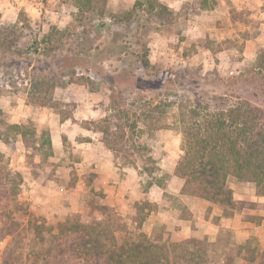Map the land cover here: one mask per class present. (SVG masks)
Here are the masks:
<instances>
[{
	"label": "rangeland",
	"instance_id": "1",
	"mask_svg": "<svg viewBox=\"0 0 264 264\" xmlns=\"http://www.w3.org/2000/svg\"><path fill=\"white\" fill-rule=\"evenodd\" d=\"M63 1L76 4V0ZM140 1L146 5L135 2L132 7L123 9H112L106 5L104 15H101V3H97L94 9L86 8L83 13L79 7L63 8L68 10L66 13L72 14L68 22L64 17L55 18L44 11L36 21L24 11L19 21H0V91L7 92L3 95L17 98V102L27 94L26 99L35 112L50 108L62 120L68 118L71 126L99 132V137L121 163L136 169L142 189L146 191L154 181L165 182L171 172H175L176 165L174 167L171 157L180 153L176 158L178 162L184 152L182 119H190L192 110L212 115L220 108L245 101L264 108V73L255 67L260 48L254 49L251 54L243 40L258 32L255 25L247 31L237 25L232 35L210 32L209 29L206 34L201 32L200 36L195 32H183L187 28L190 12L202 14L203 9L215 7L218 0H196L177 11L169 8L163 12L157 7L150 14L146 11L147 0ZM58 5L59 2L52 1L49 10L57 9ZM234 17L239 21L247 19L243 13H235ZM224 26L221 23L216 25L217 28ZM46 35L53 36V41L44 42ZM118 37H123L118 42L121 52L108 56L100 66L105 79L94 73V82H89L85 78V68H78L77 73H73L54 66L56 59L65 55L85 58L86 52L82 48L89 43L93 45L91 54L95 55L96 46L104 49L110 40ZM147 48L148 64L143 56ZM132 61H137L138 65L131 64ZM124 70L133 71L134 75H125ZM33 77H44L54 83L55 87L47 94V105H42L36 98L37 102H29L28 92ZM62 79L73 82L67 83L63 89L57 88ZM34 116L22 122L27 131L23 137L19 132L7 129V116L0 108V165L23 176L17 200L30 213L25 220L23 239L12 240L11 235L0 239V264L7 254L9 243L11 248L8 252L12 250L19 260L18 264L33 263L35 257L27 251L37 246L38 241L35 240L34 228L31 225L28 227L27 218L57 227L68 215L76 212L71 211L63 217H47L28 195L31 185L26 177L29 172H37L36 154L40 153L43 160L49 156L45 155L49 151L48 145H42V133L48 130ZM25 166L30 169H24ZM82 187L87 189L79 206L88 192L95 189L88 187V182ZM96 199L99 200L98 197ZM100 199L106 202L105 197ZM8 209L5 207L1 211ZM119 215L127 225L126 230L117 232L119 243L129 237H138L141 232L146 233L142 227H137L134 214ZM5 219L2 215L0 228L11 225L5 223ZM262 231L251 228L249 232H239L232 226L223 225L215 240H205L201 252L193 261H188L190 254H187L179 263L224 264L227 256H233L239 258V264H257L245 256V251L238 256L237 250L239 244L250 241V245L264 252ZM161 233L165 241L180 243L189 239L173 238L165 225L155 229L154 234ZM197 238L204 239L201 236ZM190 246L188 248L194 247ZM183 248L186 249L187 244H183ZM183 248L178 247V253Z\"/></svg>",
	"mask_w": 264,
	"mask_h": 264
},
{
	"label": "trees",
	"instance_id": "2",
	"mask_svg": "<svg viewBox=\"0 0 264 264\" xmlns=\"http://www.w3.org/2000/svg\"><path fill=\"white\" fill-rule=\"evenodd\" d=\"M136 2L146 5L140 0ZM97 3H101V15H104L107 0H76L81 13L86 8H96ZM157 7L163 12L169 10L160 0H147V13H153ZM52 37L46 35L43 41L52 42ZM122 38H113L104 49L96 46L95 55L91 54L93 45L89 43L82 48L86 52L85 58L74 54L65 55L57 58L54 66L69 69L73 73H77L78 68H85V78L89 82H94L95 74L105 79L100 66L108 56L121 52L122 47L120 48L118 42ZM43 49L45 50V47ZM134 56L138 57L136 54ZM143 56L148 64V48ZM131 64L138 65V62L132 61ZM255 67L264 73V47L258 52ZM137 68L138 66L134 70ZM124 72L125 75H134L133 71ZM30 81L29 102L32 104L40 100L42 105H47V94L55 87L54 83L44 77H33ZM71 82L73 80L62 79L56 87L63 89ZM3 94L7 92L0 91V95ZM190 112V119L184 118L181 121L184 152L176 164L175 174L184 179L183 193L219 203L224 207V215L230 216L237 206L229 185L232 178L252 183L257 193L264 195V108L245 101L220 108L212 115H202L197 110ZM7 129L19 132L23 137L27 134L22 123L9 124ZM42 136V145H48L49 148L45 153L48 156L52 153L49 132L43 131ZM26 145L28 147V143ZM22 182L21 173H14L0 165V223L3 215L6 217L5 223L11 224L0 228V239L10 235L12 240L24 237L25 220L30 213L17 200ZM101 197H105L104 193L91 189L78 210L68 215L57 227L49 226L45 222H33L32 218H27L28 227L31 225L34 228L35 240L38 241L37 246L28 248L27 251L35 257L32 264H180L179 261L188 256L187 254H190L188 261H193L201 252L200 248L207 237L199 239L192 236L175 243L165 241L163 233L149 236L141 232L138 237H129L119 243L117 232L126 230L127 225L114 207L101 201ZM5 207L9 209L6 212L1 211ZM135 208L133 220L137 227L141 228L149 211L156 208V205L145 198L137 202ZM14 210L19 213H13ZM250 243L247 241L238 245V256L245 251V256L257 264H264V252ZM183 244H187L186 249ZM190 244L198 246L188 248L191 247ZM178 247L183 248L179 253ZM10 248L11 243L7 245V254L2 264L19 262L12 250L8 252ZM238 260L237 257L227 256L224 264H239Z\"/></svg>",
	"mask_w": 264,
	"mask_h": 264
},
{
	"label": "crops",
	"instance_id": "3",
	"mask_svg": "<svg viewBox=\"0 0 264 264\" xmlns=\"http://www.w3.org/2000/svg\"><path fill=\"white\" fill-rule=\"evenodd\" d=\"M52 1L59 2V5L50 11ZM136 1L107 0V6L123 9L132 7ZM195 1L160 0L175 11ZM68 7L78 8L74 2L66 3L63 0H0V21H19L22 11L36 21L44 11L55 18L64 17L68 22L72 14L63 10ZM200 13L190 12L187 28L183 32L199 35L201 32L206 34L209 29L210 32L232 35L237 25L243 26L244 31L255 25L258 32L243 40L251 54L254 49L264 47V0H218L215 7L203 9V15ZM235 13H243L247 19L239 21L234 17ZM220 23L225 26L217 28L216 25ZM26 95L19 98V102L17 98L1 95L0 108L6 114L8 124H21L25 118L35 115L36 120L49 132L52 153L46 160L40 153L36 154L35 162L39 164L37 172H29L26 177L31 185L29 197L47 217H63L77 211L87 189L82 185L88 182V187L103 192L105 201L123 216H132L136 210L135 204L143 198L156 205L149 211L142 226V230L151 235L160 225L167 226L171 236L179 240L192 236L215 240L223 225L232 226L239 232H249L251 228L264 232V195H259L252 183H243L235 178L229 181L237 203L230 216L224 215V207L219 203L183 193L184 179L174 170L165 182L154 181L144 191L136 169L121 163L114 151L99 137V132L71 126L68 118L62 120L50 108L35 112ZM38 134L41 137L40 130ZM178 154L171 157L174 167ZM24 169L30 168L25 166Z\"/></svg>",
	"mask_w": 264,
	"mask_h": 264
},
{
	"label": "built area",
	"instance_id": "4",
	"mask_svg": "<svg viewBox=\"0 0 264 264\" xmlns=\"http://www.w3.org/2000/svg\"><path fill=\"white\" fill-rule=\"evenodd\" d=\"M170 49V48H169Z\"/></svg>",
	"mask_w": 264,
	"mask_h": 264
}]
</instances>
